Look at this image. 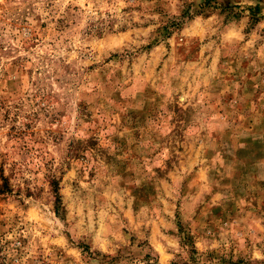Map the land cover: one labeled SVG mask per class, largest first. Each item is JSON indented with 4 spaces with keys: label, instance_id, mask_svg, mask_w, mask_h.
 <instances>
[{
    "label": "clouds",
    "instance_id": "1",
    "mask_svg": "<svg viewBox=\"0 0 264 264\" xmlns=\"http://www.w3.org/2000/svg\"><path fill=\"white\" fill-rule=\"evenodd\" d=\"M262 110L264 0H0V264H264Z\"/></svg>",
    "mask_w": 264,
    "mask_h": 264
},
{
    "label": "rangeland",
    "instance_id": "2",
    "mask_svg": "<svg viewBox=\"0 0 264 264\" xmlns=\"http://www.w3.org/2000/svg\"><path fill=\"white\" fill-rule=\"evenodd\" d=\"M206 3L211 4L212 0H206ZM222 72H223L225 78L227 80H229V81L238 78V72L232 73V72H228L227 70H223V69H222ZM251 75L252 74L249 73V79H251ZM249 91H251V88H249ZM256 99L259 100V92L256 93ZM215 103H216L217 106H219L222 102L221 101H216ZM249 107L251 108L252 105H249ZM258 117H259V119H264V110H262L261 113H258L256 116L252 117L249 120V122L250 123L258 122V119H257ZM0 215H2V213H0ZM215 216H216V218H219L218 210L216 211ZM221 222H223V221H221ZM204 223H209V219H205ZM4 225H5V222L4 221H0V226H4ZM232 251H234V249Z\"/></svg>",
    "mask_w": 264,
    "mask_h": 264
}]
</instances>
